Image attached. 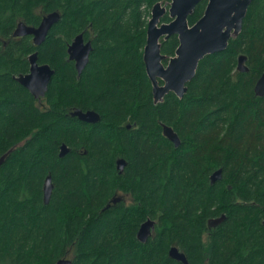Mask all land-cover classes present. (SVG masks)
<instances>
[{
	"label": "trees",
	"instance_id": "1",
	"mask_svg": "<svg viewBox=\"0 0 264 264\" xmlns=\"http://www.w3.org/2000/svg\"><path fill=\"white\" fill-rule=\"evenodd\" d=\"M157 2L171 0H0V158L12 149L0 166V264H183L170 257L172 246L189 264H264V96L255 92L264 0H253L226 50L200 61L183 98L170 92L155 103L144 47ZM206 6H196L190 25ZM54 11L61 18L40 46L13 37L20 22L38 26ZM80 33L93 42L81 75L68 53ZM178 45L176 35L162 40V53ZM35 51L55 70L41 102L15 79ZM241 55L247 72L238 70ZM74 108L101 120L81 121ZM62 144L70 148L64 157ZM119 193L130 201L114 204ZM149 218L155 230L141 242Z\"/></svg>",
	"mask_w": 264,
	"mask_h": 264
},
{
	"label": "water",
	"instance_id": "2",
	"mask_svg": "<svg viewBox=\"0 0 264 264\" xmlns=\"http://www.w3.org/2000/svg\"><path fill=\"white\" fill-rule=\"evenodd\" d=\"M207 1L205 12L194 24H189V16L195 11L196 6ZM253 0H171L169 8L157 2L151 9V17L147 28V40L144 47V62L149 79L152 82L154 102L164 100L165 96L173 92L179 98H183L188 91V83L196 76L200 61L209 54L218 53L227 49L231 38L236 37L242 31L243 22L248 8ZM169 14L170 22H162V18ZM61 18L59 11L45 15L38 26H29L20 22L13 34L14 37L32 35L34 44L40 46L47 38L52 26ZM172 35H177L179 45L175 56L164 63L167 56L162 54L161 39L167 40ZM93 50L92 43L85 42L81 33L75 37L69 45L70 60L75 61V67L79 75L82 74L89 62ZM247 56L238 58V70L247 72ZM30 71L26 74L15 76V79L27 88L37 99L41 100L47 93L49 84L55 74V70L47 63L40 64L38 52L29 56ZM255 92L258 96H264V73L255 84ZM71 115L87 123H97L101 116L94 110L83 111L76 108ZM163 134L176 147L180 146L181 139L173 127L162 124ZM130 128V125H128ZM12 149L0 158V166L4 163ZM70 148L66 144L61 145L60 157L68 154ZM127 165L124 158L117 160V169L122 173ZM223 177L222 168L216 170L210 177L212 184ZM54 184L51 174L44 182V201L48 204L51 200ZM122 200L116 195L112 202L115 204ZM226 215L209 220V227L213 228L223 222ZM156 221L149 218L140 225L137 238L141 242H147L155 230ZM170 257L189 264L185 253L177 246L169 250ZM56 264H72L71 258H62Z\"/></svg>",
	"mask_w": 264,
	"mask_h": 264
},
{
	"label": "flooded vegetation",
	"instance_id": "3",
	"mask_svg": "<svg viewBox=\"0 0 264 264\" xmlns=\"http://www.w3.org/2000/svg\"><path fill=\"white\" fill-rule=\"evenodd\" d=\"M162 3V2H161ZM171 3V2H170ZM170 3H165V4H163L162 3V5H164V6H166L167 8H169V6H170ZM169 4V5H168ZM166 15H169V14H166ZM165 15V16H166ZM164 16V17H165ZM163 17V18H164ZM163 18H162V22H170L171 21V18H170V20L169 21H163ZM149 23V22H148ZM17 28V27H16ZM16 30V29H15ZM15 32V31H14ZM14 34V33H13ZM81 34V33H80ZM83 35H84V33H82ZM27 36H31L32 37V41H33V43H34V40H33V36L32 35H27ZM173 36V35H172ZM177 36V35H176ZM14 37V36H13ZM21 37H24V36H21ZM178 37V36H177ZM15 38H20V37H15ZM75 39V38H74ZM84 39H85V42L87 43L88 41H90L91 43H92V46H93V42H92V39H87L86 37H85V35H84ZM162 40H164V39H161V43H162ZM35 52H38V51H35ZM162 54H164V53H162ZM175 54H176V51H175ZM175 54L174 55H167V54H164V55H166L167 56V58H166V60H164V62H166V64L168 63V61H169V58H171L172 56H175ZM30 56V55H29ZM29 56H28V60H29ZM38 57H39V54H38ZM69 60H70V57H69ZM70 61H73L74 62V64H75V61L74 60H70ZM30 63V62H29ZM39 63H40V61H39ZM40 64H43V63H40ZM76 68V67H75ZM29 71H30V67H29ZM28 71V72H29ZM27 72V73H28ZM24 74H26V73H24ZM21 75V74H20ZM44 98V97H43ZM37 99V98H36ZM38 100V102H41V100H39V99H37ZM75 109V108H74ZM73 109V110H74Z\"/></svg>",
	"mask_w": 264,
	"mask_h": 264
},
{
	"label": "rangeland",
	"instance_id": "4",
	"mask_svg": "<svg viewBox=\"0 0 264 264\" xmlns=\"http://www.w3.org/2000/svg\"><path fill=\"white\" fill-rule=\"evenodd\" d=\"M118 196L122 197V199H125L127 202L130 201V196L129 195H125V194L119 193Z\"/></svg>",
	"mask_w": 264,
	"mask_h": 264
}]
</instances>
